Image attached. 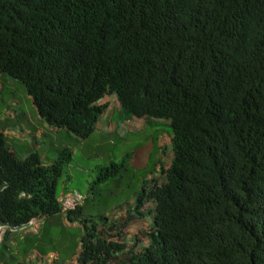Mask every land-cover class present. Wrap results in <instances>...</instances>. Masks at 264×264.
<instances>
[{
  "label": "trees",
  "instance_id": "trees-1",
  "mask_svg": "<svg viewBox=\"0 0 264 264\" xmlns=\"http://www.w3.org/2000/svg\"><path fill=\"white\" fill-rule=\"evenodd\" d=\"M0 76L77 140L115 95L114 120L166 121L172 149L165 179L142 180L123 223L97 222L84 214L92 185L61 212L60 194L74 190L58 185L70 148L43 163L38 151H13L0 129V223H79L65 264H264V0H0ZM122 162L101 166L100 180ZM147 217L139 251L117 240L116 224Z\"/></svg>",
  "mask_w": 264,
  "mask_h": 264
},
{
  "label": "rangeland",
  "instance_id": "rangeland-1",
  "mask_svg": "<svg viewBox=\"0 0 264 264\" xmlns=\"http://www.w3.org/2000/svg\"><path fill=\"white\" fill-rule=\"evenodd\" d=\"M6 79L0 76V114H5L6 110L10 109L12 116L5 114L6 120L20 121L32 110L36 112L21 83L9 77ZM104 102H107V107L99 120L97 126L99 129L96 128L87 139L77 140L72 134L51 132L41 140L40 146H33L26 153L38 151L40 156L47 153L43 163H50L58 157L59 150L64 147L70 148L71 159L59 178V190L67 187L86 193L92 185L93 193L84 214L91 215L97 222H102L100 216H106L109 220L119 218L123 223L125 212H120V209L128 208L142 180L156 178L160 184L165 179L161 169L162 165L167 168L172 159L171 139L169 129L164 126L166 121H161L163 123L161 126L157 122L148 126L144 118H133L128 125L121 124L118 130H116L118 125L110 131L105 127L102 128L103 124L109 123L111 117V121L115 122L113 114L118 107L115 95L105 97ZM57 136L59 139L56 140ZM122 161L124 164L117 167L118 171L115 167L110 169V171H116L113 178L106 182L100 180L101 172L98 169L101 166H110L111 162L118 165L123 163ZM151 185L152 183L148 182L146 187L149 188ZM146 206L152 208L153 203L148 202ZM52 221L48 220L43 225L39 245L60 251L61 264H64L66 259H69L67 262L71 263V259L73 256L75 258L79 251V238L83 228L79 223L76 225L65 223L60 215ZM120 222L116 224L113 233H119V236L116 235L117 240L124 242L128 249L139 251L148 243L146 232L149 230L151 217L133 220L129 225L124 226H121ZM98 228L106 229L101 225ZM22 233L24 230H18L17 245L11 243L9 245L11 251H8L5 246L0 247L2 260L9 262L10 259L15 258L22 261V264H33L29 260V255L33 257L34 255L30 251L31 245L28 239L19 238Z\"/></svg>",
  "mask_w": 264,
  "mask_h": 264
},
{
  "label": "crops",
  "instance_id": "crops-1",
  "mask_svg": "<svg viewBox=\"0 0 264 264\" xmlns=\"http://www.w3.org/2000/svg\"><path fill=\"white\" fill-rule=\"evenodd\" d=\"M104 100H105V98H103L101 101L104 102ZM33 107H34V105H33ZM34 109H35V107H34ZM5 114L12 116L10 109H7ZM5 114H3V113L0 114V129H3V132L6 134L8 141H9V144L11 146V149L21 156H24L27 153H29V152L26 153V151L30 150L33 146H36V147L40 146L41 140L46 135H48L49 133L53 132L56 134H60L63 132L62 130H58L56 128L50 127L46 122H44L42 119H40L37 112H34V110H32L30 113L24 115L23 119H21L20 121L6 120ZM111 118L109 120V123L102 125V128L105 127L108 131H110L111 129L113 130L112 126L116 127V125H118V127L116 128V130H118L120 127V125H119L120 122L113 120V121L117 122L116 124H114L115 122H112ZM110 124H111V127H109ZM57 139H59V136L56 137V140ZM44 152H46V151H44ZM46 157H47V153L42 155L41 159L44 160ZM56 217L57 216L44 218L43 220L41 219V224H40V227H39V230L37 233L29 232L24 228H17L15 231H6L4 234L0 235V247L5 246L8 251H11V248L9 245L11 243H16V245H17L16 235H17L18 230H24V233L20 234L19 238H21L23 240L28 239V242L31 245L30 251L33 252L34 257L31 256V254H30L29 260L32 261L33 264H55L56 261H59V259H60V251L55 250V251L44 252L43 251L44 248L41 247V245H39L37 247L36 244H37V241L39 239H41V237L39 238V236L41 235V233L44 229L43 225L46 224L48 220H50V221H52V219L56 220ZM60 217L64 218L65 223H67V224L70 223L67 221V219L64 217V215H60ZM71 224L76 225L77 223L75 222V223H71ZM74 260H75V258L73 256L71 261L74 262ZM67 261H69V259H66L65 263H68ZM10 263L22 264V261L16 260L15 258H12V259H10L9 262H6V261L2 260V255H0V264H10Z\"/></svg>",
  "mask_w": 264,
  "mask_h": 264
},
{
  "label": "built area",
  "instance_id": "built-area-1",
  "mask_svg": "<svg viewBox=\"0 0 264 264\" xmlns=\"http://www.w3.org/2000/svg\"><path fill=\"white\" fill-rule=\"evenodd\" d=\"M130 121L131 120L121 121L120 126L121 124L123 126H126L129 124L128 122ZM98 123L99 121L97 122L96 126H98ZM109 127H111V124L109 125ZM83 201H84V194L78 190L74 189V190H71L65 193H61L59 196L61 212L64 214L69 210H73L77 208L78 206L82 205ZM40 224H41V217L33 216L29 219L27 224L24 225L22 228L26 229L29 232L37 233L39 230ZM12 230H15V229H12L9 226L0 223V235L4 234L6 231H12Z\"/></svg>",
  "mask_w": 264,
  "mask_h": 264
},
{
  "label": "clouds",
  "instance_id": "clouds-1",
  "mask_svg": "<svg viewBox=\"0 0 264 264\" xmlns=\"http://www.w3.org/2000/svg\"><path fill=\"white\" fill-rule=\"evenodd\" d=\"M118 103V102H117Z\"/></svg>",
  "mask_w": 264,
  "mask_h": 264
}]
</instances>
